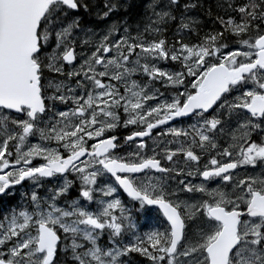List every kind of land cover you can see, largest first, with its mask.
<instances>
[{"label": "snow or ice", "instance_id": "obj_1", "mask_svg": "<svg viewBox=\"0 0 264 264\" xmlns=\"http://www.w3.org/2000/svg\"><path fill=\"white\" fill-rule=\"evenodd\" d=\"M145 262L264 264V0H0V264Z\"/></svg>", "mask_w": 264, "mask_h": 264}, {"label": "flooded vegetation", "instance_id": "obj_2", "mask_svg": "<svg viewBox=\"0 0 264 264\" xmlns=\"http://www.w3.org/2000/svg\"><path fill=\"white\" fill-rule=\"evenodd\" d=\"M15 202L16 201H13V203H15ZM157 219L158 218L153 217L151 220H148V219H146V218H144V217L141 216V217H138L137 218V223H138L139 226H141L142 230H147V229H143V225H145V224L155 225L156 222H157Z\"/></svg>", "mask_w": 264, "mask_h": 264}, {"label": "trees", "instance_id": "obj_3", "mask_svg": "<svg viewBox=\"0 0 264 264\" xmlns=\"http://www.w3.org/2000/svg\"><path fill=\"white\" fill-rule=\"evenodd\" d=\"M202 2H205L206 3V6L207 5H210V4H214L215 3V0H202ZM200 16H201V18H205L204 16H203V11L201 10L199 13H198ZM206 19V18H205ZM169 34V33H168ZM171 39V38H170ZM145 264H147V262H145Z\"/></svg>", "mask_w": 264, "mask_h": 264}, {"label": "rangeland", "instance_id": "obj_4", "mask_svg": "<svg viewBox=\"0 0 264 264\" xmlns=\"http://www.w3.org/2000/svg\"><path fill=\"white\" fill-rule=\"evenodd\" d=\"M168 33H169L168 34L169 38H171L172 37V34H173V29H169V32Z\"/></svg>", "mask_w": 264, "mask_h": 264}]
</instances>
